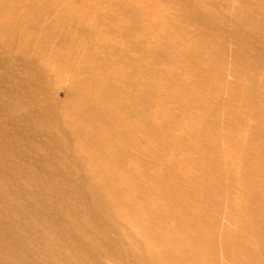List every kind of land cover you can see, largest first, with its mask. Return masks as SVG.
<instances>
[{"label": "rangeland", "instance_id": "obj_1", "mask_svg": "<svg viewBox=\"0 0 264 264\" xmlns=\"http://www.w3.org/2000/svg\"><path fill=\"white\" fill-rule=\"evenodd\" d=\"M262 205L264 0H0V264H264Z\"/></svg>", "mask_w": 264, "mask_h": 264}, {"label": "bare ground", "instance_id": "obj_2", "mask_svg": "<svg viewBox=\"0 0 264 264\" xmlns=\"http://www.w3.org/2000/svg\"><path fill=\"white\" fill-rule=\"evenodd\" d=\"M46 107V106H45ZM51 120V119H50ZM52 120H54V119H52ZM38 123L39 124H44V123H46V120L44 119V118H42V117H40L39 118V121H38ZM51 136H53V133H51ZM29 175V174H28ZM31 176V178H33L34 177V175L32 176V175H30ZM30 176L29 177H27L28 179H30ZM76 177V176H75ZM78 177V176H77ZM80 178V177H79ZM82 179V178H81ZM81 179H80V181H81ZM79 180V179H78ZM75 188H77V186H74ZM83 187H85V186H83ZM88 187V186H87ZM81 188H82V186H81ZM27 187L26 188H23V192L25 193L26 191H27ZM9 190V189H8ZM77 190V189H76ZM88 190V189H87ZM54 191V190H53ZM58 192V191H57ZM21 193V192H20ZM60 192H58L57 193V195L59 194ZM84 193V192H83ZM87 193V192H86ZM55 194H56V192H55ZM90 195V194H89ZM80 196H81V194H80ZM16 197V196H15ZM14 197V198H15ZM54 197V196H53ZM61 197V196H60ZM84 198V197H83ZM19 199H20V197H19ZM55 199V198H54ZM89 199V198H88ZM91 199V198H90ZM9 200V199H8ZM11 201H13V200H11ZM10 201V202H11ZM21 201V200H20ZM18 202H19V200H18ZM24 202V201H23ZM23 202H20L19 204L17 203V204H15V206H13L12 207V210H13V215H17V216H21V215H24V214H26V213H28L29 212V210H27L28 209V207L29 206H32V205H29L30 203H23ZM88 204V203H87ZM95 204V203H94ZM14 205V204H13ZM96 205H97V203H96ZM96 205H95V208H96ZM10 206V205H9ZM12 206V205H11ZM92 207V206H91ZM260 208H264V205H262V206H260ZM106 209V208H105ZM105 211V214H106V210H104ZM110 211V210H109ZM32 215V214H31ZM34 216V215H33ZM186 219H195L194 217H191V216H187L186 217ZM31 220V219H30ZM105 220H109V218H107V219H105ZM107 222V221H106ZM32 223V221L30 222V224ZM36 223H37V220H36ZM61 223V222H60ZM29 224V225H30ZM35 223H33V225H34ZM62 224H64V223H62ZM61 224V225H62ZM74 224V223H73ZM72 224V225H73ZM100 224V223H99ZM107 224V223H106ZM25 225V224H24ZM36 225V224H35ZM34 225V226H35ZM41 225V224H40ZM67 225V224H66ZM37 226V225H36ZM43 226V225H42ZM31 227H32V225H31ZM36 228V227H35ZM75 228H76V226H75ZM47 229V228H46ZM22 230V229H21ZM44 230V229H43ZM30 232H31V230H30ZM46 232V231H45ZM43 233V232H42ZM67 233H68V231H67ZM20 235V234H19ZM33 236V235H32ZM70 236L72 237V235L70 234ZM67 237H69V234H68V236ZM70 238V237H69ZM72 238H74V237H72ZM51 239V238H50ZM56 239V238H55ZM47 240V239H46ZM70 240H71V238H70ZM181 241V240H180ZM71 242V241H70ZM68 245V244H67ZM67 245H66V247H67ZM63 247V246H62ZM64 249V248H63ZM68 249H69V247H68ZM68 253V252H67ZM42 254V253H41ZM55 254V253H54ZM59 254V253H58ZM23 256V255H22ZM29 259V258H28ZM20 260V259H19ZM18 264H26V262L24 261V259L22 258V261L20 262L19 261V263Z\"/></svg>", "mask_w": 264, "mask_h": 264}]
</instances>
